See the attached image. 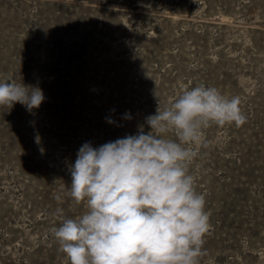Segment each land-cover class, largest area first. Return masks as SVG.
Masks as SVG:
<instances>
[{"label": "rangeland", "instance_id": "1", "mask_svg": "<svg viewBox=\"0 0 264 264\" xmlns=\"http://www.w3.org/2000/svg\"><path fill=\"white\" fill-rule=\"evenodd\" d=\"M11 80L45 99L0 107V264H70L52 229L87 211L69 192L81 146L150 131L158 100L199 84L239 97L246 117L195 148L201 264H264V0H0Z\"/></svg>", "mask_w": 264, "mask_h": 264}, {"label": "clouds", "instance_id": "2", "mask_svg": "<svg viewBox=\"0 0 264 264\" xmlns=\"http://www.w3.org/2000/svg\"><path fill=\"white\" fill-rule=\"evenodd\" d=\"M44 99L37 86L0 82V107L19 103L31 112ZM245 122L239 97L199 84L163 109L158 100L146 117L150 131L141 125L98 148L82 145L69 192L87 211L52 229L60 251L70 264H201L210 216L189 172L195 148L213 125Z\"/></svg>", "mask_w": 264, "mask_h": 264}]
</instances>
